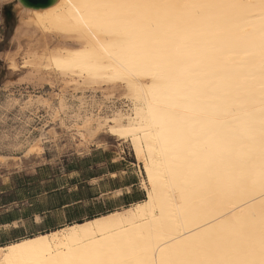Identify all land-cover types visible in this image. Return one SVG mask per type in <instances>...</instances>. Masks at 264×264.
Instances as JSON below:
<instances>
[{
    "label": "bare ground",
    "instance_id": "bare-ground-1",
    "mask_svg": "<svg viewBox=\"0 0 264 264\" xmlns=\"http://www.w3.org/2000/svg\"><path fill=\"white\" fill-rule=\"evenodd\" d=\"M0 1L18 36L70 46L44 55L65 85L125 84L107 128L147 186L123 212L0 247V264H261L264 0Z\"/></svg>",
    "mask_w": 264,
    "mask_h": 264
},
{
    "label": "rangeland",
    "instance_id": "rangeland-1",
    "mask_svg": "<svg viewBox=\"0 0 264 264\" xmlns=\"http://www.w3.org/2000/svg\"><path fill=\"white\" fill-rule=\"evenodd\" d=\"M17 23L14 2L0 1V156L7 158L0 159V188L35 165L62 171L66 164L81 162L92 147H118L134 154L128 140L111 136L107 128L116 113L125 115L131 107L125 84L65 85L68 78L47 68L45 57L70 46H63L57 36H18ZM88 118L92 131L85 133L82 126ZM137 163L146 195L145 173ZM14 171L18 173L11 175Z\"/></svg>",
    "mask_w": 264,
    "mask_h": 264
},
{
    "label": "crops",
    "instance_id": "crops-1",
    "mask_svg": "<svg viewBox=\"0 0 264 264\" xmlns=\"http://www.w3.org/2000/svg\"><path fill=\"white\" fill-rule=\"evenodd\" d=\"M80 159L62 171L35 165L0 188V247L83 224L144 200L142 172L134 154L118 147H92Z\"/></svg>",
    "mask_w": 264,
    "mask_h": 264
},
{
    "label": "snow or ice",
    "instance_id": "snow-or-ice-1",
    "mask_svg": "<svg viewBox=\"0 0 264 264\" xmlns=\"http://www.w3.org/2000/svg\"><path fill=\"white\" fill-rule=\"evenodd\" d=\"M261 264H264V260L261 261Z\"/></svg>",
    "mask_w": 264,
    "mask_h": 264
},
{
    "label": "water",
    "instance_id": "water-1",
    "mask_svg": "<svg viewBox=\"0 0 264 264\" xmlns=\"http://www.w3.org/2000/svg\"><path fill=\"white\" fill-rule=\"evenodd\" d=\"M38 4V2H34V5Z\"/></svg>",
    "mask_w": 264,
    "mask_h": 264
},
{
    "label": "trees",
    "instance_id": "trees-1",
    "mask_svg": "<svg viewBox=\"0 0 264 264\" xmlns=\"http://www.w3.org/2000/svg\"><path fill=\"white\" fill-rule=\"evenodd\" d=\"M107 215V214H106Z\"/></svg>",
    "mask_w": 264,
    "mask_h": 264
}]
</instances>
